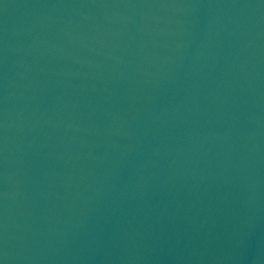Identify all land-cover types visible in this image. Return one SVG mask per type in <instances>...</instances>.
<instances>
[{
  "label": "water",
  "instance_id": "95a60500",
  "mask_svg": "<svg viewBox=\"0 0 264 264\" xmlns=\"http://www.w3.org/2000/svg\"><path fill=\"white\" fill-rule=\"evenodd\" d=\"M0 264H264V0H0Z\"/></svg>",
  "mask_w": 264,
  "mask_h": 264
}]
</instances>
